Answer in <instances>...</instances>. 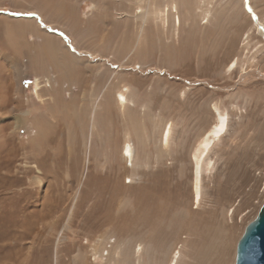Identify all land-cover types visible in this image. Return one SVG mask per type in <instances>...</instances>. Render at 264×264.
<instances>
[{
  "label": "rangeland",
  "instance_id": "rangeland-1",
  "mask_svg": "<svg viewBox=\"0 0 264 264\" xmlns=\"http://www.w3.org/2000/svg\"><path fill=\"white\" fill-rule=\"evenodd\" d=\"M50 1L0 0V97L12 82L17 100L0 108V264H234L264 204V0Z\"/></svg>",
  "mask_w": 264,
  "mask_h": 264
},
{
  "label": "bare ground",
  "instance_id": "bare-ground-1",
  "mask_svg": "<svg viewBox=\"0 0 264 264\" xmlns=\"http://www.w3.org/2000/svg\"><path fill=\"white\" fill-rule=\"evenodd\" d=\"M60 2H63V1H61V0H59ZM156 1V0H155ZM175 1V0H174ZM49 2L51 3V1L49 0ZM176 2V1H175ZM157 3V2H156ZM49 6V5H48ZM154 6V5H153ZM63 7H64V5H63ZM159 7L160 6H157V5H155L154 6V13L156 12L157 13V15L160 13V9H159ZM46 6L44 7V11L46 12ZM47 8H49V7H47ZM65 8V7H64ZM167 8V7H166ZM165 8V10H166V14H167V11H169L170 13H174V19H173V25L174 26H179V24H180V21H179V16H177V13H178V11H177V7H176V5L174 4V3H172L170 6H169V8L168 9H166ZM141 9V7L139 6V7H137L136 9H135V12H133V16H135L136 18H138V19H140L143 23L142 24H144L145 22H146V17H147V12H148V9L145 7L144 8V10L142 11V9ZM21 10H25L24 8H22ZM50 10V9H49ZM164 10V8H163V10L162 11H165ZM22 12H24L25 14H27V15H30V17L32 16H36L34 13H32V12H29V11H22ZM29 13H32V14H29ZM24 14V15H25ZM125 14H127V12L125 13ZM125 14H123V15H125ZM45 15H46V13H45ZM154 15V14H153ZM211 15V17L213 16L212 15V13H211V11H207V14H206V17H205V23L206 24H208L209 22H210V20H209V18H208V16H210ZM39 16V15H38ZM128 16V15H127ZM126 16V17H127ZM35 19H37V17L35 18ZM68 19V18H67ZM204 19V18H203ZM212 21V20H211ZM65 22V21H64ZM68 23V22H67ZM67 23H65V24H67ZM30 30H31V34H32V32H33V28L32 27H28ZM160 29V28H159ZM142 31V30H141ZM139 32V31H138ZM20 31H19V35H20ZM37 33V32H36ZM140 34H141V32H140ZM110 35V34H109ZM47 38V37H46ZM106 38V37H105ZM110 38V37H109ZM27 36L26 35H24V42H23V44H22V47L21 48H18L16 51H15V53L17 52V53H21V55L23 56L22 58L23 59H25V57L26 58H28V53L30 52V50H28L29 49V47L27 48V46H28V44H27ZM51 40H49V38L47 39V41H46V45H48V47H50V44H51V42H50ZM61 41V40H60ZM106 43V42H105ZM104 44V43H103ZM109 45V44H108ZM43 47V46H42ZM27 48V49H26ZM69 48V47H68ZM27 50V51H26ZM78 51V50H77ZM81 52V51H80ZM85 52H86V50H85ZM84 52V53H85ZM230 66H229V68L230 69H233V68H235L236 67V61H232L231 62V64H229ZM9 79V78H8ZM6 83V82H5ZM39 87H38V84L37 83H35V88L32 90L33 91V94H34V96L36 97V98H38V94H37V89H38ZM3 92H1L2 93V96L0 97V108L1 109H3V110H5V109H7V107H8V103L10 102V103H16L17 102V100H15V101H12V98L10 97V99H9V97H8V95H9V93L13 90V89H15L16 90V85H14V83H12V82H8V83H6L5 85H3ZM1 91V90H0ZM13 92V91H12ZM127 92H128V89H127V87H122L119 91H117V93H116V101H117V104H119L121 107H124V106H126L127 104H130L131 102L129 101V98H128V96H127ZM56 100V99H55ZM9 108V107H8ZM7 113V112H6ZM214 117H215V123L212 125V127L207 131V132H205L204 134H203V136L201 137V139H200V141H199V143H198V145H197V147L195 148V150H194V153H193V160L195 161V164H194V166H195V172H194V174H195V179H196V186H195V194H194V198L196 199V202L198 201L199 202V200H200V190H199V188H198V186H199V181H200V178H201V173H202V165H201V162L208 156V154H209V152L211 151V149H212V147L214 146V143H215V141H217V140H219V139H221L222 138V136L225 134V132H226V128H227V117H226V115H224L223 113H221L220 112V110L217 108V107H215V115H214ZM44 120V119H43ZM7 127V126H6ZM3 129V128H2ZM2 129H0V133H1V131H2ZM165 130H163L162 131V133H161V141H166L167 142V140H168V136H169V134H170V129L168 128L167 130H166V133L164 132ZM89 132V131H88ZM10 151H12V149L10 150ZM9 151V152H10ZM11 154H15V151L14 152H10ZM122 160H124V162H125V164L127 165V164H129V166H130V171H131V173L133 172V170H134V168H135V164H134V155H133V150H132V146L130 145V143L129 142H126L125 144H124V146H123V149H122ZM60 155V154H59ZM14 156V155H13ZM91 158V157H90ZM88 162H90V161H88ZM88 162H86L85 161V163H88ZM74 165V164H73ZM86 166H87V164H86ZM89 166V165H88ZM87 170V172H89L88 171V168L86 169ZM132 180V176L130 177V181ZM34 217V216H33ZM28 225V224H27ZM28 227H29V225H28ZM31 227V226H30ZM30 229V228H29ZM138 251L139 250H141V248H140V245H138ZM118 249H120V247H117V250ZM179 251H176L175 252V255H173L172 257H171V259H170V261H169V264H176L177 263V259H178V257H179ZM82 256H79V258H81ZM81 260V259H80Z\"/></svg>",
  "mask_w": 264,
  "mask_h": 264
},
{
  "label": "water",
  "instance_id": "water-1",
  "mask_svg": "<svg viewBox=\"0 0 264 264\" xmlns=\"http://www.w3.org/2000/svg\"><path fill=\"white\" fill-rule=\"evenodd\" d=\"M234 264H264V204L239 239Z\"/></svg>",
  "mask_w": 264,
  "mask_h": 264
}]
</instances>
